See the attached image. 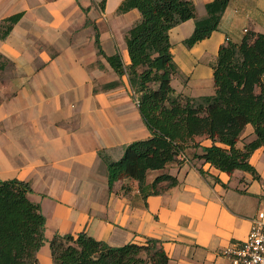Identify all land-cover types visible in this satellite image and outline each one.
<instances>
[{"label":"crops","instance_id":"0c3cea01","mask_svg":"<svg viewBox=\"0 0 264 264\" xmlns=\"http://www.w3.org/2000/svg\"><path fill=\"white\" fill-rule=\"evenodd\" d=\"M122 1L0 0V34L5 19L21 13L0 37V179L26 181L45 218L34 264H53L55 234L79 232L111 246L155 239L168 264H230L224 248L244 241L251 219L264 209V146L248 160L255 174L220 171L194 156L201 147H187L146 174L150 185L167 173L177 180L172 186L160 181L157 193L144 196L127 178L108 185L99 152L116 160L126 144L149 135L127 76H118L97 47L105 55L119 52L128 64L124 37L140 15L119 12ZM191 1L195 18L170 29L171 52L177 73L189 78L186 95H210L225 37L239 42L249 32L264 33V0H229L217 29L186 47L183 39L211 0ZM172 36L182 46L178 52ZM254 138L247 124L236 147ZM195 141L211 144L204 136Z\"/></svg>","mask_w":264,"mask_h":264},{"label":"trees","instance_id":"16d2710c","mask_svg":"<svg viewBox=\"0 0 264 264\" xmlns=\"http://www.w3.org/2000/svg\"><path fill=\"white\" fill-rule=\"evenodd\" d=\"M229 0L206 3V15L194 20L191 34L183 39L186 47L208 37L216 30ZM101 2V5H103ZM136 9L139 19L125 34L129 57L124 64L119 52L102 54L118 76L126 75L137 109L147 128L146 138L129 142L122 155L107 166L109 187L119 178L137 182L147 196L157 193L155 186L166 180L174 185L175 177L161 173L150 185L146 174L166 167L187 147H201L197 158L220 171L255 170L249 164L251 153L264 146V33L249 32L239 42L230 40L220 47L212 65L214 91L210 95L189 96L177 92L172 79L177 74L169 31L195 18L191 0H123L119 12ZM21 13L8 21L3 38ZM98 42V35L96 34ZM115 82L107 83L112 87ZM250 124L255 138L236 147L244 128ZM211 140L200 146L195 137ZM102 156V154H100ZM26 181L0 179V264H34L35 253L44 241L45 218L40 206L28 195ZM53 264H168V257L155 239L142 244L111 246L85 232L76 235L55 234L49 242Z\"/></svg>","mask_w":264,"mask_h":264},{"label":"built area","instance_id":"2783aa9c","mask_svg":"<svg viewBox=\"0 0 264 264\" xmlns=\"http://www.w3.org/2000/svg\"><path fill=\"white\" fill-rule=\"evenodd\" d=\"M227 40L229 38L225 37ZM223 253L230 264H264V209L258 210L251 219L246 239L228 245Z\"/></svg>","mask_w":264,"mask_h":264},{"label":"rangeland","instance_id":"374dc122","mask_svg":"<svg viewBox=\"0 0 264 264\" xmlns=\"http://www.w3.org/2000/svg\"><path fill=\"white\" fill-rule=\"evenodd\" d=\"M172 44H173V48L175 49L176 52H178V50L180 48H182V46L177 43L176 38L174 36H172ZM188 79L189 78L187 76L178 72L174 76V78L172 79V85L177 92H182V93L186 94V92L189 89V83H188L189 80ZM140 139H142V138H140ZM136 140H138V139H136ZM100 154H102V156ZM99 155L101 156V158H103V156L105 157V154L102 151L99 152ZM103 160H104V158H103Z\"/></svg>","mask_w":264,"mask_h":264}]
</instances>
